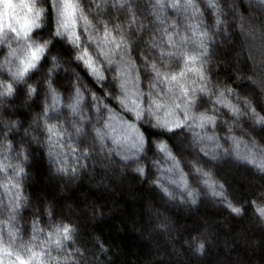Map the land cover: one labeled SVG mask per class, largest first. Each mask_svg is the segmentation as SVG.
Segmentation results:
<instances>
[{
    "label": "clouds",
    "instance_id": "9594fccd",
    "mask_svg": "<svg viewBox=\"0 0 264 264\" xmlns=\"http://www.w3.org/2000/svg\"><path fill=\"white\" fill-rule=\"evenodd\" d=\"M164 7L163 0H0V243L25 256L31 244L55 260L46 248L52 242L38 243L39 232L25 240L34 226L22 230L17 219L23 206L37 222L53 215L52 201L32 191L41 181L61 189L133 183L187 207L207 198V182L224 188L227 172L245 162L264 173V125L253 120L252 102L191 70L207 66L208 50L191 36L174 38L171 17L149 15ZM217 18L206 33L216 32ZM226 93L239 113L221 111ZM233 116L256 148L251 157L234 151L231 128L221 131ZM188 243L203 254L201 235Z\"/></svg>",
    "mask_w": 264,
    "mask_h": 264
},
{
    "label": "trees",
    "instance_id": "16d2710c",
    "mask_svg": "<svg viewBox=\"0 0 264 264\" xmlns=\"http://www.w3.org/2000/svg\"><path fill=\"white\" fill-rule=\"evenodd\" d=\"M213 3L219 8L205 9L199 0H191L189 6L200 16L203 32L216 17L221 21L215 33L208 30L201 40L208 50L207 66L201 63L203 73L221 88L230 86L235 94L247 97L264 115V86L260 83L264 81V8L259 0ZM152 10L150 16H159ZM222 100L242 107L227 93ZM223 103L221 111L233 115L231 107ZM233 122L224 124L221 131ZM232 130L234 138L249 141L242 129ZM227 176L224 198L243 209L239 215L232 213L227 202L210 197L199 198L195 206L163 203L133 183L105 187L93 181L61 189L59 183L41 181L32 191L52 201L53 215L37 222L33 210L23 206L17 219L22 230L26 224L34 226L24 239L39 232L38 242L55 240L48 233H54L56 225L72 226V239L62 240V248L54 243L46 246L55 258L51 264H264V219L256 211L257 205L264 206V173L245 162ZM195 234L205 240L203 254L188 243ZM45 260L49 261L47 255Z\"/></svg>",
    "mask_w": 264,
    "mask_h": 264
},
{
    "label": "snow or ice",
    "instance_id": "6c2138e0",
    "mask_svg": "<svg viewBox=\"0 0 264 264\" xmlns=\"http://www.w3.org/2000/svg\"><path fill=\"white\" fill-rule=\"evenodd\" d=\"M213 2V0H212ZM188 3L191 4V0H188ZM259 5L261 8H264V0H259ZM176 6V5H174ZM213 6L216 7L217 9L219 8L218 5L213 3ZM219 22V17L217 18ZM243 27V25H242ZM201 36H207L208 33L202 32L200 33ZM201 47H204L203 42H200ZM191 60H195L196 57H189ZM192 71L197 72L201 77L204 76L202 68H197V67H192ZM177 77H174L176 79ZM262 86H264V81L260 82ZM186 91V89H185ZM223 95V93H222ZM222 102H224L222 100ZM247 102V101H246ZM234 113H239L240 109L239 107H236L234 105H229ZM250 112L252 115V118L255 122H257L260 125H264V115H261L259 112H257L255 107L250 106ZM202 119H208L207 116L202 115ZM264 167V164L261 165ZM210 190L212 191L213 195L217 197L223 198L225 196V193L223 191V187H216L214 182H207ZM264 199V197H262ZM227 206L229 209H231L232 213L234 214H241L243 212V209L240 207L234 206L231 202H227ZM256 211L259 214L260 218L264 219V206H259L257 205ZM55 232H49L48 236L51 238L53 235H55L57 238L55 240H49L52 243L56 245L57 248H62V240L67 239L71 240L72 239V233L74 229L72 228L71 225H56L54 226ZM39 231V229H37ZM26 251H28L29 255L25 256L23 253L15 252L12 248H10L7 245H4L3 243H0V264H4V257L8 256L9 257V264H51L50 261L45 260V256L47 255V252L44 250L37 251L35 249L34 245H26ZM14 257V259H13Z\"/></svg>",
    "mask_w": 264,
    "mask_h": 264
},
{
    "label": "rangeland",
    "instance_id": "374dc122",
    "mask_svg": "<svg viewBox=\"0 0 264 264\" xmlns=\"http://www.w3.org/2000/svg\"><path fill=\"white\" fill-rule=\"evenodd\" d=\"M164 1L167 3L165 4ZM182 1L183 2L181 5L179 0H175V2L173 0H163V3L165 4V7L162 8L163 10L161 8H154L152 10L153 11L152 14L154 16L159 15V17L161 18V21H164V19H165L167 22L168 21L167 18H170V17L177 21V24L172 25L173 28H176V32L172 33L174 38H176L177 33H181V34L193 37L196 42L200 43L201 40H203V38H204V36L200 35V33L203 32V29H202V26L200 23V16L196 15L193 10L189 9L190 4L188 3V0H182ZM173 3H175V5H176L175 7H172ZM165 26L167 27V23H165ZM189 67L201 68V63L197 62L195 64H190ZM223 104L226 107H229V105L227 103H223ZM221 107H223V106H221ZM224 110H226V109H224ZM226 113H228V111H226ZM233 120L234 121L237 120V117H233ZM228 126H229V124H228ZM236 126H237V123L233 122L231 124L230 128H232V129L236 128L237 131H238V128L242 129L241 127H238V126L236 127ZM208 127L209 126L206 125L205 130H207ZM196 131H200V130L197 129ZM233 135L234 134L231 132L230 143H232L234 151L240 153L241 155H247L249 157L253 156V154L256 152V148L255 147L253 148L251 146L252 144L248 140L242 141L241 138L236 139V138H234ZM253 165L257 167V165H255V164H253ZM207 197H210L211 199H214L215 201L219 200L222 203L227 202V201H225L224 197L221 198V197H217V196L213 195L211 190H209ZM36 250L39 251L40 249L37 248Z\"/></svg>",
    "mask_w": 264,
    "mask_h": 264
}]
</instances>
